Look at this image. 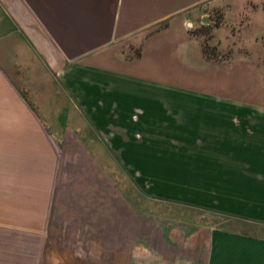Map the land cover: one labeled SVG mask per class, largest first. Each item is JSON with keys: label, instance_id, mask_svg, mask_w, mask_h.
I'll use <instances>...</instances> for the list:
<instances>
[{"label": "crops", "instance_id": "0c3cea01", "mask_svg": "<svg viewBox=\"0 0 264 264\" xmlns=\"http://www.w3.org/2000/svg\"><path fill=\"white\" fill-rule=\"evenodd\" d=\"M205 1L0 0V229L42 234L65 199L102 215L110 198L173 226L155 264H264V120L135 72L149 31Z\"/></svg>", "mask_w": 264, "mask_h": 264}, {"label": "rangeland", "instance_id": "374dc122", "mask_svg": "<svg viewBox=\"0 0 264 264\" xmlns=\"http://www.w3.org/2000/svg\"><path fill=\"white\" fill-rule=\"evenodd\" d=\"M147 38L157 47L149 50L136 73L166 85L210 92L219 100L199 97L205 105H249L254 112L247 118L264 120V0H207L162 22ZM142 51L133 48V58L141 59ZM188 97L183 96V104L201 103ZM124 182L131 183L130 178ZM114 203L109 198L105 214L89 215L90 208H75L65 199L55 205L47 232L0 229V264H155V249L163 246V235L168 239L173 226L132 216ZM187 210L207 215L210 223L227 219L215 209ZM167 242L178 245L172 239Z\"/></svg>", "mask_w": 264, "mask_h": 264}]
</instances>
